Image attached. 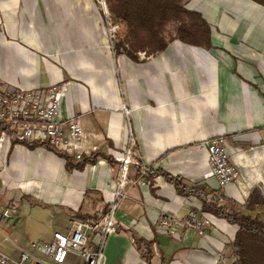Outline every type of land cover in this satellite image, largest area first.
I'll use <instances>...</instances> for the list:
<instances>
[{"label":"crops","instance_id":"1","mask_svg":"<svg viewBox=\"0 0 264 264\" xmlns=\"http://www.w3.org/2000/svg\"><path fill=\"white\" fill-rule=\"evenodd\" d=\"M184 5L209 24L210 47L173 39L134 61L114 53L95 0H0V81L41 92L64 87L62 116L78 121L82 155L97 154L76 168L71 154L68 165L45 146L3 141L0 203L11 204L12 215L0 218V251L18 258L30 243L70 231L73 219L98 218L113 199L117 160L131 138L137 163L121 187L106 264H226L236 257L238 226L203 211L198 196L179 194L164 173L201 186L228 212L262 209L247 203L254 188L264 195V6ZM218 135L238 172L225 185L211 174L206 148ZM189 212L206 221L202 233L185 226L176 238L157 230L160 215L185 219ZM64 264L85 263L70 252Z\"/></svg>","mask_w":264,"mask_h":264},{"label":"built area","instance_id":"2","mask_svg":"<svg viewBox=\"0 0 264 264\" xmlns=\"http://www.w3.org/2000/svg\"><path fill=\"white\" fill-rule=\"evenodd\" d=\"M98 2L106 14L108 35L112 41L118 26L111 22L106 1L98 0ZM63 88L56 90L53 87L41 92L30 88L9 87L0 81V145L5 140H15L19 143L46 142L55 146L57 150L80 159L82 133L77 120L72 116L65 118L62 116ZM225 146L226 139L223 135L213 137L206 143L211 174L218 179L220 185L228 184L238 177V172L230 162ZM137 157L134 141L130 138L117 160L116 189L113 199L98 218L73 219L70 231L57 230L48 242L30 243L28 249L21 250L18 258H12L0 251V264H64L70 252L81 255L85 264H106L105 241L108 235L118 230L115 218L116 206L123 195L121 187L127 179L129 167L137 163ZM140 170L141 173H145L147 167L141 164ZM208 198L213 199L212 196ZM11 215L12 205L0 203V217L9 218ZM205 224L206 221L199 219L195 212H189L188 218L185 219L160 215L157 220V230L177 238V228L191 226L202 233ZM226 264H238L237 258Z\"/></svg>","mask_w":264,"mask_h":264},{"label":"trees","instance_id":"3","mask_svg":"<svg viewBox=\"0 0 264 264\" xmlns=\"http://www.w3.org/2000/svg\"><path fill=\"white\" fill-rule=\"evenodd\" d=\"M108 12L114 24L118 26L115 38L112 40L114 53L125 54L134 61H139V53L150 56L165 50L168 42L178 39L183 43L208 48L210 47V26L197 11L187 9L184 0H105ZM264 6V0H254ZM175 22V35L166 36V26ZM13 142H16L13 140ZM27 147L45 146L60 156L66 158L69 165L71 157L68 153L59 151L46 142L25 143ZM97 154H94V158ZM81 155L74 164L82 168L86 162H93ZM171 181L176 191L185 196L195 195L201 198L202 210L236 224L238 229L234 238L235 253L238 264H264V221L258 216L243 214L239 211L228 212L224 205L208 200L203 194V188L197 184L188 186L182 177L164 173ZM225 200L230 205H236L231 200ZM248 207L264 208V195L254 188L248 198ZM149 244V243H147Z\"/></svg>","mask_w":264,"mask_h":264},{"label":"rangeland","instance_id":"4","mask_svg":"<svg viewBox=\"0 0 264 264\" xmlns=\"http://www.w3.org/2000/svg\"><path fill=\"white\" fill-rule=\"evenodd\" d=\"M187 0H184V3H186ZM96 4L98 5V7L102 9L100 3L98 2V0H95ZM107 21V20H106ZM113 22V21H111ZM107 24V22H106ZM107 29H108V25H107ZM175 29H176V24H173V26H171V28L169 29L168 33H167V37L171 36L172 34H175ZM108 32V31H107ZM140 56H144V53H139ZM255 216H258L262 221H264V208L260 209V211L253 213ZM252 214V215H253ZM0 218H5V217H0Z\"/></svg>","mask_w":264,"mask_h":264}]
</instances>
